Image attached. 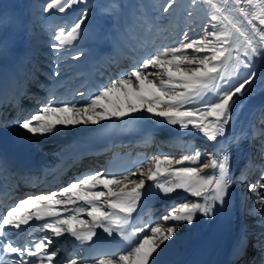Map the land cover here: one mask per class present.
I'll return each instance as SVG.
<instances>
[{
	"label": "snow or ice",
	"instance_id": "obj_1",
	"mask_svg": "<svg viewBox=\"0 0 264 264\" xmlns=\"http://www.w3.org/2000/svg\"><path fill=\"white\" fill-rule=\"evenodd\" d=\"M190 2L193 7L202 2L211 9L206 22L198 26L199 38H190L189 32L197 29H189L174 45L147 52L139 63L119 77L101 82L90 91H77L74 95L81 97L79 101L52 92L50 98L38 101L31 111H18L12 123L28 134L43 136L61 128L99 125L103 121L124 120L147 112L167 125L178 126L181 132L195 131L217 145L209 153L208 161L199 167L179 166L186 162L197 164L202 155L199 149L178 160L171 154H156L147 162L146 172L143 165L137 169L141 176L138 182L132 178L135 172L123 176L108 172L83 174L68 181L58 192L28 194L27 198L21 197L13 205L0 209V236H7L9 229L20 230L22 225L35 220L45 221L42 228L50 230L55 237L67 233L81 244H93L100 238L97 229H101L108 237L116 234L127 244L125 254L118 259L103 253L95 264H155L162 246L175 238L181 224L191 225L198 215L210 218L215 215L217 205L225 204L232 185L230 156L225 154L220 159L216 152L224 147L221 138L226 136L238 100L255 82L257 61L264 62V0ZM175 3L176 0H166L162 12L169 14ZM81 4L85 7L79 9V14L67 26H60L51 34L50 47L54 52L67 51L78 41L90 9L86 6L87 0H46L42 9L45 13L55 9L63 14ZM188 15L191 17L193 12ZM83 55L80 51L71 58L79 60ZM58 60L59 57L57 63ZM53 75H60L58 67ZM261 148L264 149V142ZM205 169L212 171L205 174ZM161 175L173 179L160 183ZM145 176L152 185L146 186ZM241 178H247L243 172ZM125 181L133 187L129 189ZM113 184L122 186L114 192L109 187ZM100 186L107 191L98 190ZM146 187L158 188V196L182 190L196 200L179 207L173 203L163 215V223L158 217L133 230L134 213L145 196ZM258 188L264 189V183L248 186L256 196L257 205L264 210V194ZM85 215L90 219L81 218ZM46 218H51V222ZM169 221L174 223L169 224ZM53 243L46 237L27 248L8 243L0 250L19 255L20 259L10 264H36L45 259L49 264H56L57 251H48ZM25 257L36 258V261Z\"/></svg>",
	"mask_w": 264,
	"mask_h": 264
},
{
	"label": "bare ground",
	"instance_id": "obj_2",
	"mask_svg": "<svg viewBox=\"0 0 264 264\" xmlns=\"http://www.w3.org/2000/svg\"><path fill=\"white\" fill-rule=\"evenodd\" d=\"M29 5L28 0H0V45H4L0 47V97L3 102L0 127L18 132L26 131L20 130L12 123L10 112L28 110L21 106L24 98L28 97L37 102L44 99L37 93L38 88L37 90L32 88V83H37L34 79L36 73H42L45 75L44 80H47L45 84L37 83V87L39 85L46 87V93L43 96H49L55 92L57 95L79 101L81 97L72 95V91L75 93L90 91L93 86L110 79L112 74L115 76L114 70H129L126 58L131 52L134 60H142L147 52L165 45H174L177 40L183 38L184 32L192 28H196L197 31L189 32L190 38H199L198 26L203 25L207 20L200 17L197 22L193 17H187L186 20H179L173 25L171 21L167 24H160L162 26H156L153 23L155 26L145 30L138 28L141 22L130 24L133 19L130 7L121 8L116 5L115 0L107 1L104 5L102 0H95L89 18L91 20L93 18V21L83 32L84 36L73 42V46H69L67 51L56 53L50 47L51 34L56 31V28L46 29V21L52 16V11L44 16L45 20H40L31 27L29 21L32 14H30ZM31 33L39 36L29 38ZM153 42L157 45L156 47L153 46ZM142 46H145V50H142ZM80 51L84 55L79 60H73L71 57ZM57 67L60 73L58 77L53 75ZM255 69L257 72L255 82L245 96L238 100L233 110V118L227 127L226 136L221 138L224 147L216 152L220 159H223L225 154L230 156L232 185L228 190L225 204L217 205L215 215L210 218L198 215L191 225L181 224L175 238L166 246H162V250L155 258V264H264L262 263L264 251H261V244H264V210L257 205L255 194L248 190L249 184L264 183V171H261L264 167V149L261 148L264 142V62L257 61ZM12 74L15 75V80ZM43 77L40 79L42 80ZM10 78H12L11 81ZM33 137L37 144L48 152H57L77 140L94 143L101 138L109 137L120 142L128 137H134L135 144L124 145L125 143L120 142L115 145L111 150L113 156L107 158L106 163L97 164L96 162L95 165L92 162L82 163L80 166L83 168L79 171L82 173L89 170L96 171L97 168L104 166L103 172L117 176L135 172V176L132 177L135 180L141 178L137 169L141 168L152 154L154 155V150L151 153L149 151L154 138L158 143L156 152H161L159 154L186 150V155H192L194 149L190 143L193 138H196L198 146H201L200 151L205 150L204 154H209L218 147L206 141V138L195 131L181 132L178 126L167 125L162 122L161 118L154 117L147 112L124 120L103 121L99 125L61 128L56 133ZM250 139H256L257 145L252 147ZM119 145L123 146L118 148ZM127 151L130 152L125 153ZM250 154L256 157L254 164L252 161L246 163ZM80 166L68 165L67 180L64 179L62 184L78 178L81 172L79 173L76 169ZM179 166L199 167L200 164L186 162ZM172 167H178V165H172ZM211 171V169H205L204 173L208 174ZM242 172L247 177L246 179L241 178ZM144 179L146 186L153 184L152 181L147 180L146 176ZM171 179L173 178L166 175L158 177L159 182L165 184ZM125 183L129 189L133 187L129 185L131 184L129 182L125 181ZM62 186L56 184L50 187L49 184L44 183L40 190L23 189L20 194L26 197L32 193L48 194L58 192ZM117 186L119 188L112 191H119L122 185ZM98 190L107 191L103 186H100ZM158 191L156 187H146L145 192L156 195ZM258 191L264 194V189L258 188ZM175 192L184 193L181 198L191 196L182 190ZM191 198L193 201L196 200L193 196ZM103 201L102 197L101 202ZM170 205L161 204L160 209L157 208L156 213L154 212L155 215H159L160 218L163 211L170 210ZM163 207L165 209L161 211ZM253 209L257 210L253 211ZM247 218L255 221L252 227L246 224ZM153 220L155 218L147 215L144 222L137 227H142ZM160 222L163 223L162 217ZM168 223L174 222L169 221ZM248 249L249 253H247ZM48 251H57L56 262L60 263H64L68 255L73 252L71 246L63 241L54 243ZM77 253L76 264H95L97 260L86 258V253L80 251ZM36 264H49V262L44 260Z\"/></svg>",
	"mask_w": 264,
	"mask_h": 264
},
{
	"label": "rangeland",
	"instance_id": "obj_3",
	"mask_svg": "<svg viewBox=\"0 0 264 264\" xmlns=\"http://www.w3.org/2000/svg\"><path fill=\"white\" fill-rule=\"evenodd\" d=\"M28 1L30 3V5H29L30 14H32L31 15V18H30V21H29V25H31V27H32V26H34L35 23L39 22L40 20H45V17L44 16L46 14H48V13H45L42 10L43 9V6L45 5L46 0H28ZM107 1H110V0H102V4L104 5ZM94 2H95V0H87L86 6H87L88 9H90V13H89L88 18H87V21H86V23H85V25L83 27V31H82V34H81L80 38L84 36V33L83 32L86 31V29H88L89 25L93 21V18H92V20L89 19V18H90V15H91V10L93 9ZM115 2H116V5L117 6H121V8L124 7V8H127L128 9L130 7L131 10H132V12H133V14H134V15L132 14L133 19L130 21V24H133L134 22H141L140 25L138 26V28H141V29L144 28L145 30H147V29L149 30L151 28V26H155V25L156 26H162L160 24H167L170 21H171V24L172 25L174 23H177L179 20L184 21V20H186L187 17H190L188 15V13L190 11L193 12V15L191 17H193L197 22H199L198 20L200 19V17H204L205 20H206L207 17L211 13V9L207 5H205V4H203L201 2L198 6L193 7L191 5L190 0H176L175 6L171 9V11H170L169 14H164L162 12V5L166 2V0H115ZM217 2H219V0H217ZM83 7H85L84 4L73 6V8L71 10H68V11H66V13H63V14L62 13H59L55 9L50 10V12L52 11V16L46 21L47 22L46 29L52 27V28H56V30H57L58 26L59 27L60 26H67V24L72 19H74L76 15L79 14V9H81ZM94 12H96V11H94ZM136 14H138V15H136ZM153 23L155 25H153ZM145 24H146V26H144ZM38 36L39 35L36 34V33H31L29 35V38H36ZM153 46L154 47L157 46L155 44V42H153ZM142 50H145V46H142ZM108 58H111V57H108ZM140 61L141 60H138V61L137 60H134L133 55H132V52H131L130 55H128V58H126V63H128V69H130L133 65H135V63L137 64ZM49 65H52V64H49ZM114 72H116V73H114L115 76H113V74H112V76L110 77V79H108L105 82L103 81V82L104 83H107L110 80L119 77L120 74L123 73V72H125V71H123V70L121 71V69H116V70H114ZM117 73H119V74L117 75ZM35 75H36V76H34L35 82H37V83L38 82H42V83L45 84V81H47V80H44L45 75H42V73H36ZM37 75H38V78H37ZM40 77H43L42 80L40 79ZM50 78L53 79V77H51V76H50ZM98 78H100V77H98ZM37 83H32V86H33L32 88H34L36 90L38 88L37 93L40 95V97H42L44 99H46V97L47 98H50V94H49V96H43L46 93L45 92V88L46 87L45 86L40 87V85L37 87ZM35 91H34V94L37 95ZM71 94L74 95L75 92L72 91ZM21 102H22V105L21 106L24 107L25 109H28V111H31L33 107H36L37 106V101H33V99H30L28 97L27 98H24L23 101H21ZM28 103H31V104L29 105ZM263 113H264V111H263ZM16 115H17V113L14 112V111H12V112H10V115L9 116H10V118H12L14 120L16 118ZM195 139L196 138H193L192 139V142L190 143V145L194 146L193 147L194 150H193L192 155L195 154V152H196L197 149H199V150L201 149V146H198V142H196ZM153 141H156V138H154ZM250 144H252V147H254L255 145H257L256 139H252V140L250 139ZM156 148H157V144L155 142L152 143V144H150V150H149L150 153L153 150H154L153 151L154 152V155L161 153V152H156ZM161 151L163 153L165 152V150H161ZM180 151L181 150H179V151L178 150L177 151H172L170 153L171 154V157L175 160V159H180L182 156H185L187 154L186 153V150L181 151V152ZM204 152H205V150L202 149V151H201L202 155L204 154ZM146 154H147V151H146ZM154 155L152 154V156L149 157L148 160L143 164V167H144L143 170L145 172L147 171V168L149 167V165H148L147 162L148 161H151L154 158ZM202 155H201L200 161L198 162L199 164L206 163L208 161L209 154L206 153V154H204V156H202ZM255 159H256V157H253L250 154L248 156V159H246V163H249L250 160H251L253 162V164H254L255 163ZM96 162H97V164H100L101 163V160H98V161L95 160V161L92 162V164L95 165ZM101 168L102 167L97 168V171L96 172H101V170H102ZM136 180L138 182L139 181V178H136ZM129 185L132 186V184H129ZM63 186H67V182H65L63 184ZM110 187H111L112 190H116V189L119 188L115 184L111 185ZM191 197L192 196L185 197V198L184 197L183 198H179V199H177V201L174 204L176 206H180V204H182V203H186L188 201H193L192 200L193 198H191ZM157 208L160 209V206H155L151 210V212L148 213L150 216H152L155 219H156V217L158 218V216H159V215H155L156 211L158 210ZM162 209L164 210L165 208L164 207L161 208V211H163ZM165 214H166V211H163V215H165ZM163 215H160V218L163 217ZM254 223H255L254 220H252L250 218H247L246 219V224L249 227H252ZM247 253H249V249L247 250ZM77 255H78V253L74 251L70 255H68V258L65 260L64 263L57 262L56 264H67V263L69 264L71 261H75L76 260ZM119 256L120 255L116 256L115 258L118 259ZM262 263H264V259H262Z\"/></svg>",
	"mask_w": 264,
	"mask_h": 264
}]
</instances>
